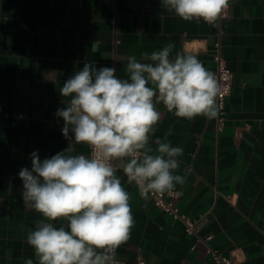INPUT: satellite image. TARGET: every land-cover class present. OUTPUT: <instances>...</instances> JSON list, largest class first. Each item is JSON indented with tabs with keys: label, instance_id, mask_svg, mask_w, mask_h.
Returning a JSON list of instances; mask_svg holds the SVG:
<instances>
[{
	"label": "crops",
	"instance_id": "obj_1",
	"mask_svg": "<svg viewBox=\"0 0 264 264\" xmlns=\"http://www.w3.org/2000/svg\"><path fill=\"white\" fill-rule=\"evenodd\" d=\"M218 24L184 21L162 0H0V264H35L26 237L42 217L25 206L18 173L31 169L32 152L44 159L68 147L64 121L55 115L67 103L63 82L86 61L97 68L115 64L125 77L126 57L140 60L168 43L175 44L172 57L196 54L213 72L217 41L233 83L223 126L217 118H177L158 105L161 120L149 145L155 149L152 141L167 137L183 148L176 174L186 180L176 186V204L196 220L197 234L142 197L118 169L135 225L116 258L218 264L207 251L212 247L236 264H264V0H230V14ZM76 151L90 150L76 145Z\"/></svg>",
	"mask_w": 264,
	"mask_h": 264
},
{
	"label": "clouds",
	"instance_id": "obj_2",
	"mask_svg": "<svg viewBox=\"0 0 264 264\" xmlns=\"http://www.w3.org/2000/svg\"><path fill=\"white\" fill-rule=\"evenodd\" d=\"M162 7L184 21L203 20L218 27L230 0H162ZM174 43L126 57L125 77L117 67L84 62L63 82L65 107L55 115L68 147L41 159L30 154L31 169L21 168V198L42 217L27 232L35 264H120L117 249L131 237L135 220L130 194L117 171L135 184L145 199L149 193L176 192L186 177L176 174L183 148L150 137L161 120L162 105L175 117L218 118L223 96L216 74L196 54L177 52ZM171 132V130H169ZM70 133L72 135H70ZM76 145H87L80 154ZM54 221H66L54 226ZM25 264H34L27 259Z\"/></svg>",
	"mask_w": 264,
	"mask_h": 264
},
{
	"label": "built area",
	"instance_id": "obj_3",
	"mask_svg": "<svg viewBox=\"0 0 264 264\" xmlns=\"http://www.w3.org/2000/svg\"><path fill=\"white\" fill-rule=\"evenodd\" d=\"M229 14L230 8L228 9L226 16H228ZM212 56L215 62V69L213 72L216 74L223 89V96L218 99V103L220 105V113L217 118V125L220 129L224 124L226 99L232 91V71L227 64L226 59L221 54L220 42L218 41L215 43ZM4 114L5 113L3 112V106L0 103V116ZM149 196L156 206L166 211L172 217L180 219L184 223L185 229L188 233L197 234L196 220L182 213L176 204V198L178 195L173 192H168L164 194L149 193ZM198 239L201 238L199 237ZM207 251L211 254L213 261L218 264H236L234 257L223 254L219 249L208 247Z\"/></svg>",
	"mask_w": 264,
	"mask_h": 264
}]
</instances>
